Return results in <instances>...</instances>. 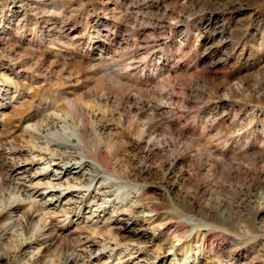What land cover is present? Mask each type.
<instances>
[{"label": "rangeland", "instance_id": "rangeland-1", "mask_svg": "<svg viewBox=\"0 0 264 264\" xmlns=\"http://www.w3.org/2000/svg\"><path fill=\"white\" fill-rule=\"evenodd\" d=\"M0 264H264V0H0Z\"/></svg>", "mask_w": 264, "mask_h": 264}, {"label": "bare ground", "instance_id": "bare-ground-1", "mask_svg": "<svg viewBox=\"0 0 264 264\" xmlns=\"http://www.w3.org/2000/svg\"><path fill=\"white\" fill-rule=\"evenodd\" d=\"M57 133L61 135L62 139L64 138L66 140L65 142L71 143V140L68 137L65 138V132L64 131L58 130ZM59 147H61V146H59ZM67 148L69 149L70 147L68 146ZM47 151H49V149ZM49 152H50L49 154L47 152H46L47 154H44V153H42L40 151H37L36 153L35 152L31 153L33 155V160L39 158V160H46V162L48 161L46 163V167L47 168L51 167V165L55 166V168H54L55 172L54 173L50 174L49 176L44 175L42 177V178L45 177V178H47L49 180L47 183H43L41 181L42 178H40V179H38L37 183H34V186L32 185L34 189L31 187V185L28 187L29 191L31 189V191H30L31 197H33L35 199V201L38 202L40 200H46V197L49 196L47 198V201H46L47 203L50 202V204H53V202H57V204H59V203H63L62 199L67 196V197H70V199H68V201H67V205L68 204L73 205V203H75L76 201H77V203H78V201L79 202L83 201L85 195L86 196L91 195L93 190H91V186L90 185L89 186L88 185H85V186L81 185L80 186L79 185L80 183L79 184L70 185L71 177L67 178L66 183H64L62 181L63 179H65V176L70 175V173L71 174H74V173L76 174L77 173L78 175L79 174L85 175V172H84L83 169H84V166L86 165L85 158L87 156L84 155V154H79L80 158H76L73 155L70 156L71 159H73L72 161H74V162H72L73 163L72 165L74 166L73 167L74 170L72 172L70 170V168L68 167V162L70 163V158L66 159L64 155L58 154L55 150H50ZM27 170H28V168L19 167L17 171L19 172V174H26ZM98 174H94L93 176H91V180L93 182H95L99 178ZM78 175H76V177ZM22 177H23V175H22ZM35 180H37V176L33 175V176L30 177V181L29 182L33 183ZM38 186H42L43 190L39 191L38 190ZM113 186H115V184L112 181H109L107 186H105V187L102 186L100 189H98V191L104 189L103 193H106V192H109L108 190L112 189ZM57 187H59L60 191L62 190L64 192L62 195H60L61 192L60 193H58V191L56 192ZM81 187H86V189L84 190L85 192H83L81 190ZM106 189H107V191H106ZM73 199H75V200H73ZM96 200H97V197L95 198V201ZM73 201H75V202H73ZM18 206H19V203H13L10 208L12 210H17Z\"/></svg>", "mask_w": 264, "mask_h": 264}]
</instances>
